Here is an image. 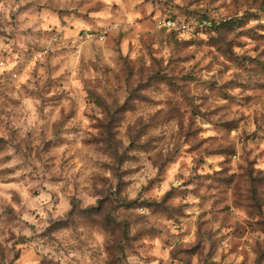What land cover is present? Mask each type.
<instances>
[{
	"label": "clouds",
	"instance_id": "1",
	"mask_svg": "<svg viewBox=\"0 0 264 264\" xmlns=\"http://www.w3.org/2000/svg\"><path fill=\"white\" fill-rule=\"evenodd\" d=\"M260 38L264 0H0V264H264Z\"/></svg>",
	"mask_w": 264,
	"mask_h": 264
},
{
	"label": "rangeland",
	"instance_id": "2",
	"mask_svg": "<svg viewBox=\"0 0 264 264\" xmlns=\"http://www.w3.org/2000/svg\"><path fill=\"white\" fill-rule=\"evenodd\" d=\"M205 19H206V17H205ZM242 23H243V21L233 20V21H230L228 24L221 25L220 27L232 28L233 26H237V25L242 24ZM260 39H264V38H260ZM213 43H219V41L214 40ZM261 56H264V52H261ZM254 63L257 65V68L259 71L264 72V61L258 60V61H254Z\"/></svg>",
	"mask_w": 264,
	"mask_h": 264
}]
</instances>
